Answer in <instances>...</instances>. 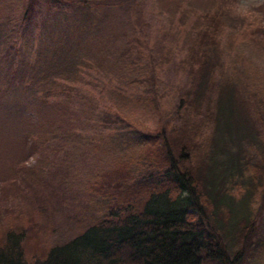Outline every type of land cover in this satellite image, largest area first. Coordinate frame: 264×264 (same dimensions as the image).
I'll use <instances>...</instances> for the list:
<instances>
[{"label":"trees","instance_id":"trees-1","mask_svg":"<svg viewBox=\"0 0 264 264\" xmlns=\"http://www.w3.org/2000/svg\"><path fill=\"white\" fill-rule=\"evenodd\" d=\"M153 4L171 24L149 41L137 25ZM112 13L137 18L133 33L106 24ZM263 50L264 25L232 0H0L1 145L26 148L17 167L36 181L23 161L38 144L107 151L74 212L78 190H49L76 227L45 243L31 231L46 224L18 215L0 264H264V89L241 68ZM100 68L120 70L108 98L82 95L73 83ZM53 98L87 107L62 123Z\"/></svg>","mask_w":264,"mask_h":264},{"label":"rangeland","instance_id":"rangeland-1","mask_svg":"<svg viewBox=\"0 0 264 264\" xmlns=\"http://www.w3.org/2000/svg\"><path fill=\"white\" fill-rule=\"evenodd\" d=\"M232 2H234L235 11L238 14L256 16L261 21V24L264 25V0H232ZM142 13L144 17L139 19L140 21L138 20L137 26L144 29L146 23L142 22L147 21V32L150 36L149 41H152L156 30L161 35L165 30L170 29L169 24L171 23L169 17L166 16L165 12L159 14L156 11L155 4L146 7ZM142 13L140 14L142 15ZM127 17L129 18H125V16L123 17L118 13H112L106 24L113 25L116 30H121L122 32L127 30V35H130L134 31L131 25L136 24L137 18L135 19L132 16ZM249 32L250 28H245L246 37H248ZM183 35L184 32L182 30V34L179 37L182 38ZM231 35L235 41L242 39L241 35H237L234 30ZM144 41L145 39H143ZM110 43L107 45L109 53H117L123 45L122 41ZM249 57H251L253 65L251 66V62H248L247 57L243 56L244 65L241 68L243 67L244 70H247L246 76L252 77V82L258 83L259 88L264 89V58H260L258 53L254 51ZM99 61L98 63L101 64ZM110 62H112V59L108 60V63ZM119 71L114 70L112 73V70L103 68H100L99 72L89 71V73L84 74L82 82L73 84L78 87L84 96H98L101 93L107 99L108 94H105L104 89H106L105 85L109 80L108 76L111 74L115 76ZM140 72L138 67L137 71L129 73V77L127 78L136 79L135 76ZM116 77L118 78V75ZM138 77L140 76L138 75ZM112 80L115 81L117 79ZM245 81L247 83L249 80L246 79ZM261 94L264 93L262 92ZM81 100L79 102L74 98L51 99L53 115L60 116V112L64 111L63 116L59 117L60 122L64 123L68 119L70 124H73L74 120L75 122L79 121L82 112L84 113L87 107V102L84 99ZM128 110L132 111L133 109L129 108ZM128 110L122 112L125 118L130 117ZM31 122L36 125L38 120L33 118ZM3 131V129H0V136ZM96 142L101 143L102 141L98 140ZM71 145L72 147H76V141L71 144L52 141L42 145L38 144L31 149V155H27L23 162H25V165L35 164V174L39 179L36 181L17 167V162L21 161V158H24L22 156L27 153L26 148L18 155L11 151L8 146L1 145L0 142V232L6 225L17 222L18 215L22 218V221H25L29 216L31 220L43 221L46 224L43 230L31 231L32 233H38L41 240L45 243L54 239L56 234H61L59 236L61 238L67 236L76 227L75 222L68 219L67 214L70 211H67L68 205H65L66 202L58 200L56 196L49 193V190L56 185L57 181L60 182L62 187H71L74 190H78L77 197L74 199L76 201L73 209L74 212L77 203L87 200V196L82 193L83 186L90 181L86 174L102 164L107 151H105L102 145L92 150H89V147L86 145H81V147H76L78 148L76 152L73 151L72 153ZM88 151L90 156H86ZM42 203L44 206L41 205ZM40 209H42L41 212H39ZM16 212H20L21 214H16Z\"/></svg>","mask_w":264,"mask_h":264}]
</instances>
